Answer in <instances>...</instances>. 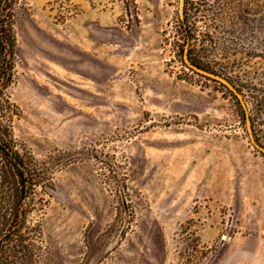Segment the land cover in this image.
I'll list each match as a JSON object with an SVG mask.
<instances>
[{"label": "rangeland", "instance_id": "obj_1", "mask_svg": "<svg viewBox=\"0 0 264 264\" xmlns=\"http://www.w3.org/2000/svg\"><path fill=\"white\" fill-rule=\"evenodd\" d=\"M187 2L16 1L19 263L264 264V0Z\"/></svg>", "mask_w": 264, "mask_h": 264}, {"label": "trees", "instance_id": "obj_2", "mask_svg": "<svg viewBox=\"0 0 264 264\" xmlns=\"http://www.w3.org/2000/svg\"><path fill=\"white\" fill-rule=\"evenodd\" d=\"M16 1L0 0V210L4 207L1 204L4 200L13 204L10 217L7 214L3 216L6 220L9 218L11 223L6 236L0 238V264H21L18 253L23 247L32 252V247L23 244L25 236L13 235L21 230L26 220L27 210L22 208L23 200L33 189L37 179L30 162L17 149L13 133L14 116L19 113V106L9 92L17 47ZM259 103L264 105V94Z\"/></svg>", "mask_w": 264, "mask_h": 264}, {"label": "water", "instance_id": "obj_3", "mask_svg": "<svg viewBox=\"0 0 264 264\" xmlns=\"http://www.w3.org/2000/svg\"><path fill=\"white\" fill-rule=\"evenodd\" d=\"M184 5H185V0H180L179 12H180L181 17H184ZM184 59H185L186 64L191 69H193L194 71L198 72L199 74H201V75H203L209 79L215 80V81L219 82L220 84H224L229 90H231L234 94L237 95V97L241 100L244 108L247 109L244 98H243V94L235 86V84L232 81H230L227 77L223 76L222 74H218L216 72L208 70V69L194 63L189 57L187 47L185 48ZM246 116H247V127H248V131L250 133L251 140L257 148H259L262 152H264V145H262L259 142V139L255 135L253 122H252V119L250 118L248 112H246ZM123 199H124V204L128 210L127 200L125 197H123Z\"/></svg>", "mask_w": 264, "mask_h": 264}, {"label": "flooded vegetation", "instance_id": "obj_4", "mask_svg": "<svg viewBox=\"0 0 264 264\" xmlns=\"http://www.w3.org/2000/svg\"><path fill=\"white\" fill-rule=\"evenodd\" d=\"M190 4L189 2H187V9H186V16L183 17V24H184V28H185V32H186V35L188 36V38H191L193 36H191V31L193 32L192 30V26L190 25L191 23V20H190ZM191 59V58H190ZM192 60V59H191ZM193 61V60H192ZM194 62V61H193ZM195 63V62H194Z\"/></svg>", "mask_w": 264, "mask_h": 264}]
</instances>
